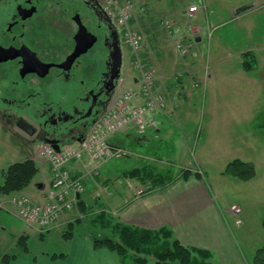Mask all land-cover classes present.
Returning <instances> with one entry per match:
<instances>
[{
  "label": "rangeland",
  "instance_id": "1",
  "mask_svg": "<svg viewBox=\"0 0 264 264\" xmlns=\"http://www.w3.org/2000/svg\"><path fill=\"white\" fill-rule=\"evenodd\" d=\"M112 1L101 0L107 6H111ZM117 1L121 4V0H115V3ZM132 1L137 12L132 17L130 28L144 42L140 52L143 63L157 70V61L165 57H177L182 62H187L188 68H193L196 64L199 71L184 78V95H181V102L178 101L182 109L178 105L175 113L170 110L174 119L169 123L168 136L158 137L156 131H148V141L139 144L140 135L133 129H128L114 137L112 143L129 155L94 165L84 158L82 161L70 162L65 169L70 174L78 171L81 172L80 175H84L99 166V175L85 178L84 181L85 186L87 185L85 194L91 198L87 200L89 208L104 207L103 204H98L97 196L104 198L101 191L94 192L95 187H100L104 179L115 181L118 183V190L127 193L132 192L128 187L129 183L141 185L126 176L127 172L135 168L151 164L172 179L187 169L199 173L201 171V180L230 223L240 258L237 264H254L256 252L264 247V128H257V123H264L263 117L257 121L264 114V58L263 54L258 53V47L264 48V6L242 12L238 18L236 11L240 9L239 4L251 5L247 2L250 0H162L159 3L157 0ZM204 1L207 5L206 12L200 11L195 18L189 19V5H202ZM142 9L144 12L140 11ZM184 9L186 14L183 13ZM167 21L183 32L185 30L189 33L192 28L200 30L197 35L201 41L196 43L186 57H182L176 49V35L171 34L164 25ZM249 49L254 50L258 56L259 64H254V67L259 66L261 69L258 73L248 75L241 65V52ZM194 57L193 64L190 60ZM133 59L132 49L125 45L123 70L127 74L129 85H133V79L140 75V72L134 71L131 63ZM173 76H176L175 72ZM171 78L176 84L175 77ZM253 80L256 82H252ZM175 91H182V88H175ZM185 95H191L189 100H184ZM187 104L191 106L189 113L186 110ZM39 144L26 145L0 129V185L4 182L3 170L32 158L39 167V174L27 189L16 195L37 197L39 190L36 184L52 181L50 165L38 155ZM70 144L72 143L68 145ZM235 159L252 162L256 168V177L243 182L225 176L223 173L227 165ZM146 196L147 194L136 198ZM11 197L0 194V264L4 263L5 256H15L14 260H7L8 264H27L32 258L35 263L47 262L48 259L54 261V255H66V258L70 256L72 259L76 257L75 242L64 237L68 228L61 225L50 234L39 235L18 217ZM75 210L73 217L76 215L83 218L74 232L76 240L99 234L113 235L111 228L101 226L100 222H97L98 225L95 223L99 210H94L95 215L91 209L93 216L90 213L87 215L91 210L85 213V207L79 206ZM111 217L114 222H120L114 214ZM18 230L28 237L27 252L19 244L22 236L14 238L16 248H11L12 234H16ZM24 260L27 261L24 263ZM59 260L62 261H56ZM212 261L219 263L217 258ZM149 264L156 263L152 260Z\"/></svg>",
  "mask_w": 264,
  "mask_h": 264
},
{
  "label": "flooded vegetation",
  "instance_id": "2",
  "mask_svg": "<svg viewBox=\"0 0 264 264\" xmlns=\"http://www.w3.org/2000/svg\"><path fill=\"white\" fill-rule=\"evenodd\" d=\"M124 47L101 0H0V129L30 146L82 140L123 81Z\"/></svg>",
  "mask_w": 264,
  "mask_h": 264
},
{
  "label": "crops",
  "instance_id": "3",
  "mask_svg": "<svg viewBox=\"0 0 264 264\" xmlns=\"http://www.w3.org/2000/svg\"><path fill=\"white\" fill-rule=\"evenodd\" d=\"M157 1L159 3L162 0ZM247 2H249L248 4H254V6L248 10H255L257 6H264V0H250ZM242 4H239V8L245 5L247 6V3L245 5ZM183 13L186 14L185 9ZM194 29L196 28H192V30ZM196 30L199 32L198 34H200V30L198 28ZM199 41H201V38L197 36V42ZM258 53L263 54L264 58L263 46L258 47ZM245 54L250 55L248 57L250 60H255L254 64H259L257 54L254 50L249 49L241 52L243 59L240 60L243 68ZM195 58L196 57L190 60L193 61V64ZM186 64L187 62H182L177 57L176 59H166L165 57L157 61L159 76L157 89L160 91H165L167 89L176 103H178V101L181 102V95H184V78L190 76L193 72L199 71L196 64H194L193 68H188ZM253 68L254 69L250 71L246 70V73H248V75L258 73L261 69L259 66ZM174 72L176 76H173ZM171 77H175L176 84ZM252 82L256 81L253 80ZM178 87H181L182 91L176 92L175 88ZM185 96L186 99L184 100L186 101L191 97V95ZM179 105L180 109H182L181 103ZM190 107L191 106L187 104V113H189ZM173 116L174 114L169 112L160 118L159 128L155 130L158 137L168 136L169 123L173 121ZM140 137L141 138L138 139L139 144L148 141L146 135H140ZM71 173L73 176H80L81 174V172L78 171ZM117 184L118 183L112 181L110 178L104 179L100 183V187H95L94 192L101 191L104 198L97 196L101 198L98 204H103L105 211L117 216L121 223L151 231H159L166 228L173 233L174 237L178 239L182 245L189 248H199L210 251L212 253V259L215 260L217 258L219 264L239 263V253L233 241V232L230 223L224 216L223 211L217 206L207 186L201 179L192 177L189 180H177L165 189L152 191L146 197L140 199H137L131 191L127 193L118 190ZM36 196V198L34 197L36 200H42L43 191L39 190ZM88 197L87 194L82 196V200L86 203V206H89L87 200H91V198ZM6 212L10 214L9 210H6ZM75 217L77 216L75 215L73 217V212L66 214L62 219V225L67 227L69 223L76 220L74 219ZM23 234L25 233L20 230H18L16 234H12L11 248H16L14 238L21 237ZM72 242H75L74 254L76 257L74 259L68 256L67 258L65 257L66 259L64 258V260L61 259L62 261H52V259H48L47 262L39 261L35 263L34 258H32L30 262L24 260V263L27 261V264H121L116 254L107 250H95L90 237L81 240H76V238H74ZM0 251H2V249Z\"/></svg>",
  "mask_w": 264,
  "mask_h": 264
},
{
  "label": "built area",
  "instance_id": "4",
  "mask_svg": "<svg viewBox=\"0 0 264 264\" xmlns=\"http://www.w3.org/2000/svg\"><path fill=\"white\" fill-rule=\"evenodd\" d=\"M206 9L205 1L202 5L194 3L188 7L187 17L193 19L200 11L206 12ZM134 11L132 1L119 4L113 0L111 6H107L108 14L122 32L124 44L133 51L134 59L131 63L134 70L140 72L138 88L127 84V80L123 79L111 103L96 119L83 142L66 145L59 152L49 145L39 147L38 155L50 165L52 174V182L45 191L42 201H36L26 195L12 199L18 217L38 234H47L60 227L62 217L75 209L79 201L78 196L84 194L85 178L99 175L98 166L83 176L74 177L65 169L67 164L87 158L90 164L94 165L125 156L128 154L125 150L109 144L115 135L128 129H133L142 135L157 129L158 117L176 107L171 104L166 94L156 90L157 72L143 63L140 58L144 42L141 36L130 28ZM164 25L171 34L176 35L174 45L181 56L186 57L190 54V50L196 46L194 33L192 31L187 33L185 30L183 32L169 21ZM209 31L211 37L212 29L210 28ZM128 187L136 197L147 194L146 189L142 187H135L131 183Z\"/></svg>",
  "mask_w": 264,
  "mask_h": 264
},
{
  "label": "trees",
  "instance_id": "5",
  "mask_svg": "<svg viewBox=\"0 0 264 264\" xmlns=\"http://www.w3.org/2000/svg\"><path fill=\"white\" fill-rule=\"evenodd\" d=\"M134 8L135 14L137 12L135 4ZM140 11L144 12V9ZM249 56V54L244 55L245 62L243 66L247 71L254 69L253 64L255 62L254 59L250 60L248 58ZM263 115H261L257 121L262 117L264 119ZM161 117H158L159 122L161 121ZM257 128L263 129L264 123H257ZM127 155L129 154H126V156ZM39 171V167L32 158L10 165L2 172L4 182L0 185V194L14 196L23 192L32 184L35 177L39 174ZM202 174L203 173L195 172L192 169H187L178 177L172 179L168 177V175L165 176V173L159 171L157 167L150 164L135 168L127 172L126 176L131 180H135L136 183L143 185L137 184L138 187L144 188V186H147L144 189H146L147 192H152L158 189H165L177 180H189L192 177L202 179ZM223 174L243 182H249L256 177V168L252 162L235 159L227 165ZM98 200L100 201L101 198H98ZM79 206L86 208L85 213L91 209H93V211L96 209L99 210V213H97L95 217V223L97 224V222H100L101 226L111 228L113 235H94L91 238L93 247L97 251L107 250L116 254L121 264H149L152 260H154L156 264H219L212 261V253L210 251L199 248H189L182 245V243L174 237L173 233L166 228L159 231H151L129 226L121 222H114L111 214L107 213L104 207L89 208L82 199L78 201L77 207ZM82 211L84 212L85 210ZM90 212H92V210L89 211L87 215H89ZM94 214L96 215V211H94ZM94 214L90 213L92 216ZM82 220L83 218L78 217L76 220L69 223L67 227L68 231L64 234L66 240H74L76 226L80 224ZM27 243V236H22L19 239V244L23 245V251L25 252L29 251ZM65 257L66 255H54L52 258L57 260L64 259ZM4 259L5 261L3 264H8V261L10 259L14 260L15 256H5ZM254 264H264V247L256 252Z\"/></svg>",
  "mask_w": 264,
  "mask_h": 264
},
{
  "label": "water",
  "instance_id": "6",
  "mask_svg": "<svg viewBox=\"0 0 264 264\" xmlns=\"http://www.w3.org/2000/svg\"><path fill=\"white\" fill-rule=\"evenodd\" d=\"M254 6V4H251V5H247V6H244L240 9L237 10V15L241 14L242 12H245L247 11L248 9L252 8ZM117 55L115 56L114 54H112L111 56V60H112V65L115 67H117V74H115V78L119 76V73L121 72V67H122V52H121V48L117 47V50H116ZM114 60H116V63L114 64ZM119 72V73H118ZM24 132H26L28 135L32 136L34 132H28V130L26 128H21ZM56 150L59 151V147H56ZM37 188L42 190L43 189V184H37Z\"/></svg>",
  "mask_w": 264,
  "mask_h": 264
}]
</instances>
